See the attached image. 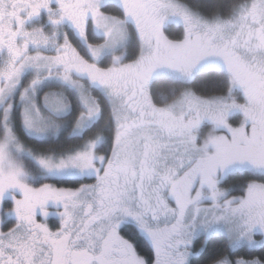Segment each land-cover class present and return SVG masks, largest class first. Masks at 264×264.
<instances>
[{
    "label": "snow or ice",
    "instance_id": "snow-or-ice-1",
    "mask_svg": "<svg viewBox=\"0 0 264 264\" xmlns=\"http://www.w3.org/2000/svg\"><path fill=\"white\" fill-rule=\"evenodd\" d=\"M110 3L0 0V264H264V183L221 187L264 177V155L236 137L197 146L189 125L160 168L149 119L154 74L231 72L236 41L198 23L169 41L125 4L127 60ZM254 39L264 48V28Z\"/></svg>",
    "mask_w": 264,
    "mask_h": 264
},
{
    "label": "rangeland",
    "instance_id": "rangeland-1",
    "mask_svg": "<svg viewBox=\"0 0 264 264\" xmlns=\"http://www.w3.org/2000/svg\"><path fill=\"white\" fill-rule=\"evenodd\" d=\"M157 1L158 0H120L119 6L116 4L113 5L118 6L120 10H122L121 18L105 15L101 12V9L99 12L102 16L108 17L110 21L121 24L126 32L127 25H132L136 31L135 23L130 20L128 11L125 10L124 5L127 4L129 6V9L133 12L134 16H139L135 13L134 9L142 6L145 14L139 17L149 22V28L151 27V23L155 22L157 31H160L161 27H163V25H165L167 22V18L154 11V5L157 3ZM150 2L153 3L150 4ZM131 5H133V7H131ZM254 5H256L257 8L254 9ZM260 5L261 0H249L247 3L241 5L238 8V10L233 15V18L227 20H208L192 11L191 12L196 15H193L190 18H185L183 15H181V13L184 9L188 8L182 4L180 7L178 5L176 8L171 5V13L174 16H178L182 20H186L188 27L186 30L195 27L198 23L199 26L205 31L213 30L214 34L217 35V32L219 31L218 28H228V26H235L234 28L239 30L240 26L247 22L259 25L260 28H264V7H261ZM170 15L171 14L169 13V16ZM126 20H129V22L124 23ZM89 27H91V21H89ZM160 35L162 36L161 31ZM117 55H119V53H117ZM223 68L227 69L225 66H223ZM229 73H231L230 75L232 76H230L232 89H237L240 94L233 93L232 95L231 91L222 98H195L193 93L188 90L183 92L178 98L172 101L170 105H165V107L159 108V111L156 110L158 113H162L163 115L159 119L160 125L167 128L171 126L170 129H172V136L175 137L170 141L169 148H174L183 140L185 133L189 130V125H194L191 135L195 138L196 145L202 146L205 141H209L210 150L214 147L212 141L215 140L218 143V138L220 137L231 141L234 137L240 138L243 136H250L249 138H251L253 130L258 131L261 129V131H263L264 89L259 88L258 85L253 86L247 83L246 80L240 78L233 69ZM154 77L155 76H153V78ZM241 96L243 97L242 101L241 99L239 101L238 98ZM189 112H193L194 116H191L192 118H188L189 115L187 114ZM239 112L242 114V116H244L243 121H241L240 118V121H238L236 125H234L233 121L227 122L228 116H231V118L238 116L240 117ZM251 123L252 126L250 127L249 125ZM179 124L180 127L177 128ZM173 125L175 127H173ZM198 130H200L199 134H194L198 132ZM230 132L239 134V136H230ZM256 138L257 140L249 144L250 153L256 156L264 155V139L257 135L255 139ZM166 143L168 144V141ZM134 150L136 149H133V151ZM129 154L131 155V152ZM172 162L173 154L167 150L162 163H164L165 167L166 164L170 165ZM242 196H244V189L242 194L230 195V197ZM256 239H260V236H257Z\"/></svg>",
    "mask_w": 264,
    "mask_h": 264
},
{
    "label": "flooded vegetation",
    "instance_id": "flooded-vegetation-1",
    "mask_svg": "<svg viewBox=\"0 0 264 264\" xmlns=\"http://www.w3.org/2000/svg\"><path fill=\"white\" fill-rule=\"evenodd\" d=\"M152 3L153 2H150V4H152ZM172 3L173 2L171 0H158L157 3L154 5V11L158 14H162L163 16H165L167 18V22L165 23V25H163V31H161L162 37H167V39L169 41H180L184 38L186 28H188V27H187L185 19L182 20L178 16H174L171 13V11H172L171 5L174 6L175 8L178 7V5H176L175 3H173V4ZM131 7H133V5H131ZM134 10H135V13L139 16H143L145 14V12L142 9V6L138 7L137 9H134ZM169 13L171 14L170 16H169ZM173 18H175V20H177L178 22H171L173 20ZM231 18H233V15L227 19H231ZM227 19H223V20H227ZM234 27L235 26H228V28H226V27L218 28L219 31L217 32V36H219L220 39L229 40V41H231V40L236 41L234 49L231 50L232 55H233L232 69L237 73V75L240 78L246 80L247 83H249L253 86L258 85L259 88L264 89V48H258L257 47V41L254 39L255 35L262 28H260L259 25L253 24L251 22H247V23L241 25L239 30H236V28H234ZM226 29H228V30H226ZM168 30L169 31L171 30L172 32H174L176 34L180 33L179 38H170L166 34V32H168ZM250 37H253V38L250 39ZM192 51L193 50H191V49L187 50L188 54H191ZM215 70L222 71L223 73H225L227 75L228 80H229V91L231 90L233 93H236V94L239 93L240 94V92L237 89H232V86H231V77L232 76L230 75L231 73H229L228 69H224L223 65H222ZM199 73H201V72H198L197 75ZM153 76H155V77L153 78ZM153 76H152L151 81H150V86L155 80H157L159 78H167L170 80H176V81H180V82H184V83H190L191 82V81H184V80L175 78L169 74L158 73L157 75L154 74ZM149 95H150V93H149ZM193 95L195 98H214V97L222 98V97H224V96L204 97V96L196 95L194 93H193ZM242 98L243 97L241 96L240 97L241 101H242ZM170 103L167 105H170ZM149 104L151 106L152 112L154 113V119L149 117V119L151 120L150 126H151L153 132L155 133L157 128L162 127L159 123V119L163 116L162 113H158L156 110H158L159 108L165 107V106L156 105L155 103H153L151 97L149 99ZM239 114H240V117L238 116V117L231 118V116H228L227 122H231L233 120L235 122V123L233 122L234 125H236L237 122L240 121V118H241V121H243L244 116H242V114L240 112H239ZM187 115H189L188 118H192L194 116L193 112H189ZM262 120H263V118H262ZM206 126H210V125H206ZM249 126L251 127L252 123ZM170 127L169 128L162 127L164 129V132L161 134V136H162L161 148L163 150L157 154L158 155L157 164L160 168L164 167V163H162V161L164 159L165 153L167 152L168 148L170 147L169 146L170 141L175 138L174 136H172L173 135L171 132L172 129H170ZM173 127H175V126L173 125ZM178 127H180V124L177 126V128ZM147 130H148V126L146 125L144 131H147ZM199 132H200V130H198V132H196L194 134H199ZM229 135L230 136H239V134H235V133H231V132ZM256 135L261 137L262 139H264V129H263V131H261V129L258 131L253 130V132L251 134V136H252L251 138H249L250 136H243V137H240L238 139L245 140L248 142V144H251L252 142L257 140V138L255 139ZM167 141H168V144L166 143Z\"/></svg>",
    "mask_w": 264,
    "mask_h": 264
},
{
    "label": "trees",
    "instance_id": "trees-1",
    "mask_svg": "<svg viewBox=\"0 0 264 264\" xmlns=\"http://www.w3.org/2000/svg\"><path fill=\"white\" fill-rule=\"evenodd\" d=\"M176 5H184L199 16L210 19H227L235 14L238 8L249 0H171ZM172 3V4H173ZM105 15L121 18L122 12L119 7L109 4L101 9ZM127 33L130 37L127 48V60H133L138 52V42L136 31L132 25H127ZM170 38H179L180 33L176 34L171 30L166 32ZM192 91L194 94L204 97L225 96L230 93L229 80L222 71L213 70L199 73L190 83H184L167 78H159L150 86V97L156 105L165 106L174 101L185 91ZM233 95V92L231 93ZM240 101V98H238ZM233 121V120H232ZM234 122V121H233ZM235 123V122H234ZM105 135H109L105 130ZM264 183V177L253 173H239L234 175L228 183L221 185L222 188L230 190L232 195L242 194L243 189L249 182ZM230 194V195H231Z\"/></svg>",
    "mask_w": 264,
    "mask_h": 264
}]
</instances>
